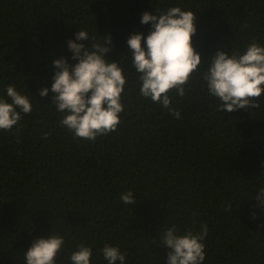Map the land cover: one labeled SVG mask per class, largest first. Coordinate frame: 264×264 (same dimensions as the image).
Returning <instances> with one entry per match:
<instances>
[{
  "label": "trees",
  "instance_id": "trees-1",
  "mask_svg": "<svg viewBox=\"0 0 264 264\" xmlns=\"http://www.w3.org/2000/svg\"><path fill=\"white\" fill-rule=\"evenodd\" d=\"M175 6L196 14L193 45L203 58L186 95L171 93L179 119L140 95L127 57L130 35L151 29L142 14ZM80 30L110 34L106 58L125 68L121 123L95 142L60 125L51 91L40 96L51 89L56 59L77 63L68 42ZM253 42L264 45V0H0V98L11 103L13 85L33 104L12 131L0 130V264H26L34 240L50 235L65 241L56 264H71L82 243L93 250L91 264H108L105 245L119 247L125 264H168L163 233L205 224L203 264H264L256 199L264 93L258 108L227 113L202 80L218 48L243 54ZM129 190L135 202L127 205L120 197Z\"/></svg>",
  "mask_w": 264,
  "mask_h": 264
},
{
  "label": "clouds",
  "instance_id": "clouds-1",
  "mask_svg": "<svg viewBox=\"0 0 264 264\" xmlns=\"http://www.w3.org/2000/svg\"><path fill=\"white\" fill-rule=\"evenodd\" d=\"M196 19L193 11L179 6L156 14L146 11L141 23L151 22L148 35L133 33L127 40V57L130 56L131 69L137 74L140 95L161 104L176 119L181 113L173 107L171 93L183 98L186 86L194 74L200 73L203 62L193 45ZM111 44L110 34L98 39L90 37L87 30L78 31L76 39L68 42L72 59L77 63H69L67 57L56 59L51 89L45 87L40 92L42 97L49 91L53 93L51 104L63 114L60 125L75 138L95 142L97 137L115 132L121 123L125 68L120 61L106 58ZM202 80L209 94L219 99L218 111L230 113L241 108H258L259 97L264 93V45L253 42L243 54L231 55L218 48L202 73ZM6 95L11 103L0 98V130L10 132L22 119V113L31 114L33 104L13 85L7 86ZM120 199L129 205L135 202V195L129 190L122 193ZM256 199L264 206V188L259 190ZM207 235L206 224L199 232L187 230L185 234H179L175 226L168 228L161 238L168 249V264H203L206 258L203 241ZM64 242V237L59 235L34 240L24 254L26 264H56ZM101 251L108 264H125L126 254L119 247L105 245ZM92 255V248L82 243L71 254V264H91Z\"/></svg>",
  "mask_w": 264,
  "mask_h": 264
}]
</instances>
